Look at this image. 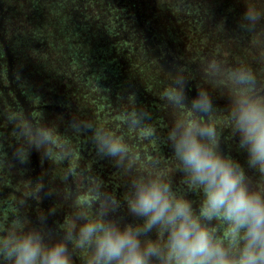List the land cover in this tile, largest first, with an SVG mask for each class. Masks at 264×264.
Here are the masks:
<instances>
[{"label":"trees","instance_id":"obj_1","mask_svg":"<svg viewBox=\"0 0 264 264\" xmlns=\"http://www.w3.org/2000/svg\"><path fill=\"white\" fill-rule=\"evenodd\" d=\"M248 0H2L0 2V229L22 215L31 221L54 207L53 227L72 212V199L91 201L92 187L123 201L133 174L97 155L91 132H74L76 120L121 135L130 158L142 165L158 160L178 190H186L165 143L177 113L162 98L177 69L188 78L187 92L209 87L216 105L220 147L241 163L227 123L228 99L205 83L202 68L216 60L247 66L264 91V24L255 35L237 27ZM223 22V23H222ZM133 110L150 119L129 129ZM16 118V119H14ZM19 119L51 126V156L32 151L26 166L12 153ZM207 120V117H203ZM138 167L136 171L138 172ZM253 183L264 176L250 171ZM51 193L52 195H46ZM198 207L200 196L187 193ZM126 215V206L121 208ZM222 233V230H221ZM75 264H85L77 253Z\"/></svg>","mask_w":264,"mask_h":264},{"label":"clouds","instance_id":"obj_2","mask_svg":"<svg viewBox=\"0 0 264 264\" xmlns=\"http://www.w3.org/2000/svg\"><path fill=\"white\" fill-rule=\"evenodd\" d=\"M261 24L264 0H248L239 31L255 35ZM202 72L207 85L227 94V123L244 163L221 150L209 87L189 96L188 78L177 69L162 93L177 113L165 143L186 190L174 187L158 160L140 165L131 159L121 135L73 120L69 126L74 132H91L99 157L115 161L125 174L134 173L123 201L95 182L93 199L73 198L71 214L55 227L49 224L54 207L35 221L15 216L0 229V264H75L78 252L85 264H264V186L249 176L250 171L264 176V91L247 66L210 60ZM148 119L147 112L133 110L125 125L140 129ZM15 132L12 158L18 165L26 166L33 150L52 155L56 138L51 126L19 119ZM189 192L200 196L198 207ZM122 206L130 219L121 216Z\"/></svg>","mask_w":264,"mask_h":264},{"label":"rangeland","instance_id":"obj_3","mask_svg":"<svg viewBox=\"0 0 264 264\" xmlns=\"http://www.w3.org/2000/svg\"><path fill=\"white\" fill-rule=\"evenodd\" d=\"M0 2H2V0H0ZM1 20H2V16L0 17V30H1L2 26H3ZM0 43H1V42H0ZM2 55H3V49H2V46H1V44H0V57H1ZM0 66H1V62H0ZM262 186H264V182H263V185H262ZM221 235H222V237H223V236L226 235V233L222 230Z\"/></svg>","mask_w":264,"mask_h":264}]
</instances>
